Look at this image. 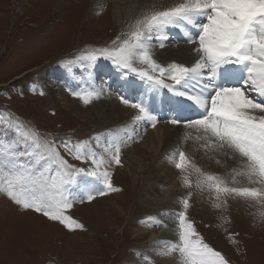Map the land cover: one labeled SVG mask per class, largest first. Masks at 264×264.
<instances>
[{
	"label": "rangeland",
	"instance_id": "374dc122",
	"mask_svg": "<svg viewBox=\"0 0 264 264\" xmlns=\"http://www.w3.org/2000/svg\"><path fill=\"white\" fill-rule=\"evenodd\" d=\"M138 3L139 0H0V125L22 120L57 144L64 139L88 140L98 134L106 143L110 131L142 137L122 148V166L109 167L112 183L119 191L91 203H77L67 213L84 225L83 230L70 231L41 214L25 211L0 193V264H178L177 254L164 257L158 250L164 242L176 238V229L169 226L173 217L168 213L181 210L180 200L189 191L192 196L188 216L209 246L220 252L228 264H264V219L259 215L264 212V204L229 197L226 207L215 209L208 190L195 187L194 172L193 187L182 186L180 171L170 159L175 149L183 150L204 172L218 174L229 182L231 179L219 174L214 164L202 161L207 152L201 147L204 142L195 139V132L192 138L185 139V133L191 130L165 122L169 115L166 107L167 115L164 119L160 116L155 128L146 121L134 122L137 110L124 105L119 97L123 94L135 102L147 92L143 81L132 75L127 79L145 88H121L124 78L110 61L101 59L92 79L104 88L105 96L85 105L68 90L81 88L73 83V77H83L87 70L79 66L70 70L65 66L67 61L95 48L111 47L117 37L127 38ZM170 28L167 34L174 40L166 47H193L182 40L180 30ZM155 48L162 49L154 45ZM154 58L159 61L156 55ZM51 71L60 74L52 77ZM99 73L109 77L98 80ZM50 83L55 87L61 84L62 90L46 88ZM106 102L130 108L126 121H131L133 128L115 124L117 114L105 115ZM166 125L171 126V134L165 132ZM11 135L6 126H0V137ZM92 146L108 158L102 147L95 142ZM60 152L69 163L86 166L68 156L63 148ZM206 165L212 167L207 169ZM149 217H159L167 226H146L142 221ZM165 233L167 237L170 234V240H165Z\"/></svg>",
	"mask_w": 264,
	"mask_h": 264
},
{
	"label": "snow or ice",
	"instance_id": "6c2138e0",
	"mask_svg": "<svg viewBox=\"0 0 264 264\" xmlns=\"http://www.w3.org/2000/svg\"><path fill=\"white\" fill-rule=\"evenodd\" d=\"M129 27L127 38L117 37L113 46L95 48L68 60L65 66L86 69L91 81L97 62L108 60L124 78L120 87L132 90L137 85L127 77H138L147 86L145 95L135 102L123 94L119 99L137 110L134 122L146 121L152 128L161 119L155 109L156 98L160 90L167 89L170 95L161 101L169 113L165 122L191 130L185 139L195 132V139L204 142L201 147L205 152L238 160L229 182L204 172L183 150L175 149L170 159L180 171L182 186L193 187L194 172L195 187L208 190L215 209L226 207L229 197L264 204V0H183L163 10L148 11ZM170 27L180 30L185 42L193 46L195 60L191 66L175 61L164 65L154 58L153 42L159 48L166 47ZM68 90L85 105L106 95L104 88L94 83ZM0 126L12 133L0 137V193L19 208L41 214L70 231L84 229L67 214L77 203H91L119 191L112 183L109 167L122 166V148L130 140L142 138L110 131L106 143L98 134L88 140L64 139L57 144L22 120ZM94 142L108 158L92 146ZM61 148L86 166L69 163ZM191 196L189 191L180 200L181 210L168 213L174 218L176 238L164 242L158 254H177L178 264H228L190 220ZM259 215L264 219V212ZM142 223L167 226L159 217Z\"/></svg>",
	"mask_w": 264,
	"mask_h": 264
},
{
	"label": "bare ground",
	"instance_id": "6f19581e",
	"mask_svg": "<svg viewBox=\"0 0 264 264\" xmlns=\"http://www.w3.org/2000/svg\"><path fill=\"white\" fill-rule=\"evenodd\" d=\"M181 2H183V0H139L138 6L135 9L136 13L135 14L133 13L134 16H133V18L130 21L133 22L134 20L138 19L139 17H141L142 15H144L148 11H151V10H163L164 8L173 6V5L178 4V3H181ZM136 5H137V3H136ZM169 29H171V28H168L166 31L169 32L170 31ZM171 37H169V39L165 41V44L166 43H169V42H171V41L174 40V38L173 37L171 38ZM182 46L183 47H181L179 49L178 48H174L173 49L171 47H165V48H162V49L155 48V49H152V51H153V54L156 55V58L159 59L158 63H161V64L166 65L167 63H170V62L175 61V62H178V63H184L187 66H191L192 63L195 60V56H194L195 54L191 50L192 47L191 46H188V45L187 46L186 45H182ZM161 59H163V60H161ZM95 71H97V70H95ZM102 72L104 73V70ZM103 73H99L101 75H97L98 80H103V79L105 80V78H108L109 77L108 75H105L106 73L105 74H103ZM50 74H51L52 77H54V76H58L60 74V72H55V71L52 72L51 71ZM83 74H84L83 77L82 76H79V75L78 76L77 75H74L73 78L75 79L76 82H73V83H77L81 88H86V87H88V84L89 83H94V80L93 79L91 81L88 80V78H87V72L84 71ZM65 77H67V75H65ZM112 80L113 79H111V81ZM70 83H72V81H70ZM114 83L117 84V82H114ZM135 83L137 85L136 90H138V88H142V89L145 88L144 85H139L137 82H135ZM57 84H58L57 87H55L53 84L51 85V83L50 84H46L45 86H46V88H52V89L55 87L54 88V91H59L60 92L62 90V88L59 87V86H61V84H59V83H57ZM128 90L131 91L132 89L131 90L128 89ZM165 90L164 89L160 90V93L157 96L156 103H155L156 113L159 116H162V119H164L165 116L167 115V114H165V112L167 110H166V108H165L164 105L162 106V103H161V101L166 98V96H167L166 93H168V90L167 89H165ZM144 95L145 94H142V96H144ZM168 95H170V94H168ZM159 97H160V99H159ZM53 98L54 99L55 98L57 99V97H55V96H53ZM106 101H107V99H106ZM110 103H113V102H110ZM104 107H105V109L103 111H104V114L105 115L107 114L108 116H112L113 114H117V117H116L117 119L115 121V124H121L126 129H130L131 127L133 128L134 124L131 121H129V120L126 121L127 115L129 113H131L130 108H128L126 106H123V105H121L119 103L117 105L116 104L111 105V104H109V102H106V104L104 105ZM167 113H168V111H167ZM169 127H171V126L166 125L165 132L168 133V134H171L173 132V130L172 129H169ZM106 129L108 130L109 128L106 127ZM157 129L158 128H156V130ZM204 160H206L208 164H210V163H211V165L214 164V166H216V168L220 171L219 174H221V172H222V174H224L225 177H228V179H231V176H230L231 170L233 168L238 167V160L231 159V158H229V156H225L222 153H218V152L208 151L206 153V155L204 156V158L202 159V161H204ZM209 160H211V161H209ZM217 160H219L220 163H217L216 162ZM207 166L208 165H206L205 168ZM199 167L202 168L201 166H199ZM210 167H212V166L207 167V169L208 168L210 169ZM207 171H209V170H207ZM212 171H213V169H212ZM237 179L239 181H242L244 184L246 183V181H243L240 178H237ZM167 217H169V216H167ZM162 219L165 221V218L164 217ZM169 226H171V228H170L171 230H172V228L176 229L175 222H174V218H173V222L171 221L170 224H169ZM165 236H166L165 237L166 238L165 240H168L169 237H170V234L167 237V233H165ZM154 239H155V237H154ZM174 257H175V255H174ZM143 260H145V259H143Z\"/></svg>",
	"mask_w": 264,
	"mask_h": 264
}]
</instances>
